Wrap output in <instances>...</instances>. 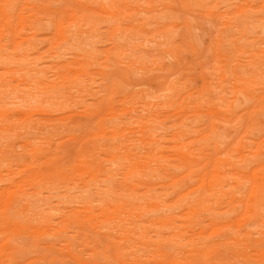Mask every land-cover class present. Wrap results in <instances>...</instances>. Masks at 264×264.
<instances>
[{"label":"rangeland","instance_id":"rangeland-1","mask_svg":"<svg viewBox=\"0 0 264 264\" xmlns=\"http://www.w3.org/2000/svg\"><path fill=\"white\" fill-rule=\"evenodd\" d=\"M1 111L0 264H264V0H0Z\"/></svg>","mask_w":264,"mask_h":264},{"label":"bare ground","instance_id":"bare-ground-1","mask_svg":"<svg viewBox=\"0 0 264 264\" xmlns=\"http://www.w3.org/2000/svg\"><path fill=\"white\" fill-rule=\"evenodd\" d=\"M85 30V29H84ZM63 39H65V41L67 42L68 44V41L66 39V37L63 36ZM226 43V42H225ZM67 49L70 50L71 47L69 46V44L67 45ZM73 51V50H72ZM74 52V51H73ZM59 57V54L57 55ZM57 64L61 63V61L58 59L56 61ZM22 64V63H21ZM70 63L68 62H64V66H68ZM23 65V64H22ZM25 68V72L23 73V76H26L27 78H31V81H35L39 84L40 88L44 89L45 92H40V91H37V92H40V93H45L47 94L48 96L47 97H52V98H56L58 99L59 97H62L65 99V101H67L68 103V107H70L71 109H73L75 111V106L77 103H79V97L80 96V91L82 90L80 88V82H75L73 86H69V89L73 88L75 89V91H70V90H65V87L63 86V84L61 85H56L55 82H52L50 80H48V77L46 76V73L45 71H43L42 69H36L35 68V65L32 67V69L30 67H24ZM20 71V69H18ZM31 70H33L31 72ZM73 72V71H72ZM62 92V93H60ZM74 92L77 93L76 95H74ZM19 112H23L22 109H19L18 110ZM29 111H32V110H28L27 112ZM0 113H2L1 115H5V111H1ZM24 143L25 144H28V142L26 140H24ZM31 151V155L34 156L35 153L38 152V148H34L32 147L30 149ZM79 157L80 155L81 156H85V157H89L88 155V152H84V153H81L80 154V150H79ZM92 156V155H91ZM81 163V162H84L85 165V168L89 171V174L90 176L92 175H95L97 172L99 171H102V168L95 163L94 161V158H88V159H85V158H82V159H78L77 160V163ZM80 169V168H79ZM48 171V170H47ZM107 178L110 177V174H107L106 175ZM6 194V193H5ZM6 200H11L12 202H15L14 200L15 199H12V197L10 196V194H6V197H5ZM3 221L6 223V222H12L13 221V218L10 216V215H4L2 217ZM251 232L248 231L246 232V235H244L242 238H240L241 240H252L251 237ZM260 236V235H258ZM257 252H264V246L260 247V248H257L256 250ZM175 262V261H174Z\"/></svg>","mask_w":264,"mask_h":264}]
</instances>
